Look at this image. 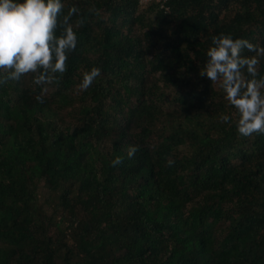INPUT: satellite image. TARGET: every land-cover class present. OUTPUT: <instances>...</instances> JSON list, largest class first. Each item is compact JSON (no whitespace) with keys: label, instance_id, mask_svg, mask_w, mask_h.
<instances>
[{"label":"trees","instance_id":"16d2710c","mask_svg":"<svg viewBox=\"0 0 264 264\" xmlns=\"http://www.w3.org/2000/svg\"><path fill=\"white\" fill-rule=\"evenodd\" d=\"M62 2L59 83L0 85V264H264V135L199 75L213 36L264 47V0Z\"/></svg>","mask_w":264,"mask_h":264},{"label":"clouds","instance_id":"9594fccd","mask_svg":"<svg viewBox=\"0 0 264 264\" xmlns=\"http://www.w3.org/2000/svg\"><path fill=\"white\" fill-rule=\"evenodd\" d=\"M64 8L62 0H0V85L36 74L34 83L43 86L37 96L42 103L47 85L59 83L78 44L75 27L79 24L74 27L71 18L79 9L72 7L64 14ZM212 45L200 77L219 83L226 101L236 109L241 136L264 135V76L258 71L264 47L223 33L212 37ZM244 49L255 55H243ZM100 75L101 69L93 67L84 73L79 88L86 91ZM230 119L221 117L224 123ZM138 150V146H129L128 157ZM121 163L123 158L116 157L112 165ZM168 163L171 166L174 161Z\"/></svg>","mask_w":264,"mask_h":264},{"label":"built area","instance_id":"2783aa9c","mask_svg":"<svg viewBox=\"0 0 264 264\" xmlns=\"http://www.w3.org/2000/svg\"><path fill=\"white\" fill-rule=\"evenodd\" d=\"M150 0H142V2H148ZM156 1H165V0H156Z\"/></svg>","mask_w":264,"mask_h":264}]
</instances>
